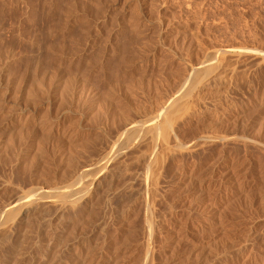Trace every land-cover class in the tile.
I'll list each match as a JSON object with an SVG mask.
<instances>
[{
	"label": "rangeland",
	"instance_id": "rangeland-1",
	"mask_svg": "<svg viewBox=\"0 0 264 264\" xmlns=\"http://www.w3.org/2000/svg\"><path fill=\"white\" fill-rule=\"evenodd\" d=\"M211 49L240 52L243 67L195 93L175 132L184 143L203 133L213 142L169 162L158 154L149 196L128 177L141 167L128 153L132 172L119 165L93 206L44 207L38 221L20 223L0 241V264H100L109 254L113 264H264V0H0V206L68 181L123 118L139 121L174 87L182 61ZM137 106L147 109L140 118Z\"/></svg>",
	"mask_w": 264,
	"mask_h": 264
},
{
	"label": "bare ground",
	"instance_id": "bare-ground-1",
	"mask_svg": "<svg viewBox=\"0 0 264 264\" xmlns=\"http://www.w3.org/2000/svg\"><path fill=\"white\" fill-rule=\"evenodd\" d=\"M58 8V7H57ZM133 15V14H132ZM129 20H130V18H129ZM96 21V20H95ZM168 23V22H167ZM133 24V23H132ZM123 25V24H122ZM136 25V24H135ZM167 25V24H166ZM134 26V25H133ZM131 27V26H130ZM166 27V26H165ZM127 28V27H126ZM101 30V29H100ZM99 30V31H100ZM82 31V30H81ZM103 34V33H102ZM105 34V33H104ZM135 34V33H134ZM103 36V35H102ZM105 36V35H104ZM82 37V36H81ZM173 38V37H172ZM142 39V38H141ZM125 40V39H124ZM131 40H132V38H131ZM143 40V39H142ZM148 40V39H147ZM126 41V40H125ZM127 42H128V40H127ZM160 42V41H159ZM182 42V41H181ZM79 43V42H78ZM150 43H151V41H150ZM155 43V42H154ZM131 46V45H130ZM164 46H166V45H164ZM142 47H143V45H142ZM80 50H82L81 48H80ZM135 50V49H134ZM143 50V49H142ZM89 51V50H88ZM138 51V50H137ZM136 51V52H137ZM161 51V50H160ZM169 51V50H168ZM175 51V50H174ZM196 51V50H195ZM202 51V50H201ZM238 51V50H237ZM239 51H241L240 49H239ZM255 51H257V50H255ZM72 52V51H71ZM113 52V51H112ZM121 52V51H120ZM130 52V51H129ZM207 52V51H206ZM205 52V53H206ZM244 52V51H243ZM245 52H246V50H245ZM258 52V51H257ZM111 53V52H110ZM126 53H127V51H126ZM150 53V52H149ZM164 53V52H163ZM204 53V57L200 60V61H197V59H196V61L194 60V62H191V61H189V63H185V65H184V62L182 61V63H181V67L180 68H182L183 67V70L182 69H180V70H182L181 72V75H179L177 78V81L174 83V87L172 86L171 88V90L170 91H168L163 97L161 96L160 98L158 97L157 99H158V101H157V99H156V101H157V103H155L154 104V107H153V109H151V111L149 110V111H147V112H149V113H146V114H144L143 112H146V110L147 109H143V110H145V111H142L141 110V108H139L138 106V110H139V112L141 113V111H142V113L144 114V117H142V118H140V116L141 115H143L142 113L141 114H139V112H138V114H136V115H139L138 117L140 118V120L138 121V120H136V121H133L134 120V118L133 119H129L128 120V118L131 116H127L128 118L126 119V118H123V123L124 124H122L121 123V125H123V127H121L120 128V123H119V125L120 126H118V128L120 129V132L118 133V132H116L117 130L119 131V129H117V130H115V133H118L115 137H114V133H112V134H114L113 135V139H111L112 138V135H111V137H110V140H106V143L103 145V148H102V144L100 145L99 144V146H101L100 148H102L101 150L100 149H96V151L97 150H99V152H96L97 154H94V158H92V154H91V152H90V154L92 155L91 157L88 155V153L89 152H87L86 154L89 156H86V157H88V160H87V163L85 164V165H83V166H81V168L78 170V171H76V170H73V172H75V173H73V176L72 175H70L69 173V177L71 176V178H69V180L68 181H66L65 182V179H64V182L62 181L61 183H62V185L61 184H59V186L57 185H55V187H49V188H47L46 190H44V189H42V188H40V190L37 192V194L36 195H23V194H21V196H18V197H12L13 198V200H12V198L10 199V197L8 196V199L10 200H8V202H6L5 203V201H3L2 202V206H0V241H2V240H5L3 243H2V245L3 244H6L7 242L6 241H8V239L10 240L11 238V236L13 235V232H14V230L17 228V226H19V224L21 223L22 225H23V223L22 222H25L27 219H29L30 221H34V220H32L31 219V217H35L36 216V214H37V216H36V218L38 217V214L40 213L41 214V210H42V208L44 209V207H50V208H52L53 210H55V212L57 213V214H59L60 212L63 214V211L65 212V211H67V210H69V212H71V211H73L74 209L76 210L78 207H84V206H87V204H89L90 202H91V200L93 199V197L97 194V191L98 190H100L101 188H104L105 187V189H106V191H108L109 189H111L110 187H111V185H112V176H115L114 177V179L117 177L116 175H118V171H117V169L120 171V169L121 168H123V166H125V164H123V159H124V157L129 153H135L136 154V157H134L133 155H131L130 154V156H131V159L132 158H134V162H133V164L134 163H136L137 164V162H138V166H139V164H141V167L140 168H137L136 170H135V167H134V170H133V166H132V170L134 171V172H132V170H130V168H127L126 166H125V170H124V174H128V172H126L125 173V171L127 170V169H129L128 171H129V173L130 172H132V173H130V175L128 176L129 177V179L130 180H132V179H135V181L137 180L138 181V190L136 191V192H138V193H145V194H148V192L151 190V189H153V188H155L154 187V185L155 184H153V182L152 181H150V176H152L153 177V173L152 174H150L151 172L149 171V170H151V169H154L153 167H155L153 164L154 163H157V162H154L159 156H158V154L161 156V157H163V156H165V157H163L164 158V160H166L165 158L167 157V160H168V158H171L170 160L172 161V158L173 157H175V153H176V155H177V153H179V152H176V151H180L181 149H182V151L184 150V152H185V150H186V152L188 151V153H189V151L192 149L193 150V148L194 147H196V146H198V144H200V145H202V143H205V144H207L206 142H210V141H212L213 139H214V136H213V138L212 137H210V135H201V136H199V137H197V138H193L192 140L193 141H189V142H181V139L179 140L178 138V140L180 141V142H178L177 141V139H176V132H175V122L177 121V119L184 113V111H185V113L187 112L186 110H188V108H187V106H189L190 105V103L192 104V102L194 103V100L196 99V95L198 94V93H202V92H206V90H208V88L209 87H211L212 85H213V83H215V81L218 79H220L221 77V75L220 74H228V72L230 73V74H232L233 72H235V69L233 68L234 67V64L235 63H237L238 64V62L239 61H243V59L242 60H240V57L242 56L241 54H240V52H236V51H234L233 49L232 50H209V52H207L206 54ZM261 53V52H260ZM157 54V53H156ZM174 54V53H173ZM194 54V53H193ZM201 54V53H200ZM244 54H246V53H244ZM243 54V55H244ZM52 55V54H51ZM70 55H71V53H70ZM120 55H121V53H120ZM119 55V56H120ZM95 56V55H94ZM160 56V55H159ZM168 56V55H167ZM174 56V55H173ZM203 56V55H202ZM245 56V55H244ZM249 56V55H248ZM261 56V55H260ZM133 57V56H132ZM148 57V56H147ZM163 57H165V56H163ZM182 57V56H181ZM201 57V56H200ZM200 57H199V59H200ZM247 57V56H246ZM245 57V58H246ZM121 58V57H120ZM168 58V57H167ZM188 58V57H187ZM243 58V57H242ZM254 58V57H253ZM130 59V58H129ZM251 59V58H250ZM142 60V59H141ZM160 60V59H159ZM164 60V59H163ZM192 60V59H191ZM192 60V61H193ZM247 60H249V57H248V59ZM254 60V59H253ZM253 60H251V61H253ZM263 60V59H262ZM124 61V60H123ZM180 61V60H179ZM153 62V61H152ZM185 62H187V61H185ZM256 62V61H255ZM77 63V62H76ZM92 63V62H91ZM145 63V62H144ZM163 63V62H162ZM167 63V62H166ZM249 62H247V64H248ZM252 63V62H251ZM180 64V63H179ZM233 64V65H232ZM239 64H240V62H239ZM241 64H242V62H241ZM241 64H240V66H241ZM244 64V63H243ZM243 64H242V67H243ZM255 64V63H254ZM129 65V64H128ZM159 65V64H158ZM177 65H178V63H177ZM183 65V66H182ZM252 65V64H251ZM255 65H257V63L255 64ZM263 65V64H262ZM94 66V65H93ZM116 66V65H115ZM180 66V65H179ZM178 66V67H179ZM233 66V67H232ZM235 66H236V64H235ZM239 66V65H238ZM154 67V66H153ZM175 67V66H174ZM257 67V66H256ZM81 68V67H80ZM111 68V67H110ZM138 68H139V66H138ZM236 68V67H235ZM240 68V67H239ZM238 68V69H239ZM246 68V67H245ZM244 68V69H245ZM252 68H253V66H252ZM86 69V68H85ZM124 69V68H123ZM139 69H141V68H139ZM237 69V68H236ZM142 70V69H141ZM160 70V69H159ZM248 70V69H247ZM167 71V70H166ZM228 71V72H227ZM100 72V71H99ZM106 72H107V70H106ZM223 72V73H222ZM226 72V73H225ZM236 72H239V71H236ZM142 73V72H141ZM161 73V72H160ZM169 73V72H168ZM179 74H180V72H178ZM241 73V72H240ZM115 74V73H114ZM145 74V73H144ZM159 74V73H158ZM162 74V73H161ZM163 74H164V72H163ZM230 74H229V76H230ZM233 74H235V73H233ZM237 74V73H236ZM121 75V74H120ZM142 75V74H141ZM172 75V74H171ZM220 75V76H219ZM222 75V76H223ZM138 76H140V75H138ZM158 77L159 75H155V77ZM161 76V75H160ZM175 76V75H174ZM232 76H234V75H232ZM239 76V75H238ZM241 76H242V74H241ZM131 77V76H130ZM164 77H166V76H164ZM169 77H171V76H169ZM217 77H219V78H217ZM228 77V76H227ZM142 78V77H141ZM145 78V77H144ZM161 78V77H160ZM167 78H168V76H167ZM173 78H175V77H173ZM231 78V77H230ZM163 79V78H162ZM166 79V78H165ZM172 79V78H171ZM171 79H170V81H171ZM176 79V78H175ZM216 79V80H215ZM66 80V79H65ZM141 79H139V81H140ZM149 80V79H148ZM167 80V79H166ZM217 80V81H218ZM224 80H225V78H224ZM231 80V79H230ZM60 81V80H59ZM74 81V80H73ZM116 81V80H115ZM159 81V80H158ZM157 81V82H158ZM161 81V80H160ZM168 81V80H167ZM167 81H164V82H167ZM173 81H175V80H173ZM220 81V80H219ZM225 81H227V80H225ZM237 81V80H236ZM82 82H84V81H82ZM87 82V81H86ZM138 82V81H137ZM155 82V81H154ZM163 81H161V83H162ZM79 83V82H78ZM128 83V82H127ZM127 83H126V86H127ZM133 83V82H132ZM139 83V82H138ZM146 83H149V82H146ZM108 84V83H107ZM139 84H141V83H139ZM152 84V83H151ZM150 84V85H151ZM168 84V83H167ZM224 84H225V82H224ZM235 84V83H234ZM64 85H65V83H64ZM116 85V84H115ZM136 85V84H135ZM155 85H156V83H155ZM159 85V84H158ZM157 85V86H158ZM214 85H216V84H214ZM218 85V84H217ZM111 86H113V85H111ZM125 86V85H124ZM132 86V85H131ZM141 86V85H140ZM160 86V85H159ZM165 85H163V87H164ZM223 86V85H222ZM61 87V86H60ZM87 87V86H86ZM107 87V86H106ZM129 87V86H128ZM124 87V88H126V89H128V90H130L131 89V87ZM136 87V86H135ZM142 87H144V86H142ZM154 87V86H153ZM168 87V86H167ZM218 87V89H220L219 88V86H217ZM145 88V87H144ZM148 88H150L148 85H147V89ZM155 88V87H154ZM166 88V87H165ZM110 89H111V87H110ZM136 89H137V87H136ZM140 89H142V88H140ZM211 89V88H210ZM210 89H209V91H210ZM217 88H215V90H216ZM61 90V89H60ZM65 90V89H64ZM107 90V89H106ZM114 90V89H113ZM125 90V89H124ZM132 90V89H131ZM145 90V89H144ZM143 90V91H144ZM165 90V89H164ZM163 90V91H164ZM61 91H63V90H61ZM60 91V92H61ZM68 91V90H67ZM85 91V90H84ZM103 91V90H102ZM146 91V90H145ZM218 91V90H217ZM34 92V91H33ZM54 92V91H53ZM81 92H82V90H81ZM113 92V91H112ZM135 93H136V91H134ZM149 92V91H148ZM63 93V92H62ZM88 93V92H87ZM94 93V92H93ZM107 93V92H106ZM129 93V92H128ZM131 93V92H130ZM135 93H133V94H135ZM142 93H144V92H142ZM195 93H197V94H195ZM29 94V93H28ZM34 94V93H33ZM32 94V95H33ZM71 94V93H70ZM104 94V93H103ZM125 94H126V92H125ZM138 94H140V93H138ZM145 94V93H144ZM147 94V93H146ZM153 94V93H152ZM128 95V94H127ZM126 95V96H127ZM132 95V94H131ZM193 95H195L194 97H193ZM208 95V94H207ZM29 96L31 97V94H29ZM61 96V95H60ZM85 96V95H84ZM90 96V95H89ZM109 96V95H108ZM159 96V95H158ZM69 97V96H68ZM140 97L141 96H139V99H140ZM142 97H143V95H142ZM145 97H146V95H145ZM148 97V96H147ZM154 97H155V94H154ZM64 98V97H63ZM94 98V97H93ZM98 98V97H97ZM108 98V97H107ZM132 98V97H131ZM136 98V97H135ZM102 99H104V98H102ZM110 99V98H109ZM128 99V98H127ZM145 99V98H144ZM151 99V98H150ZM152 99H153V96H152ZM154 99V100H155ZM194 99V100H193ZM133 100V99H132ZM131 100V101H132ZM149 100V99H148ZM60 101V100H59ZM135 101H137V100H135ZM140 101H141V99H140ZM143 101V100H142ZM63 102V101H62ZM66 102V101H65ZM86 103V102H85ZM102 103V102H101ZM103 103H104V101H103ZM102 103V104H103ZM107 103V102H106ZM141 103V102H140ZM139 103V104H140ZM149 103V102H148ZM81 104V103H80ZM125 104V103H124ZM142 104V103H141ZM147 104V103H146ZM195 104V103H194ZM75 105V104H74ZM104 105H105V103H104ZM107 105V104H106ZM135 105H137V104H135ZM204 105V104H203ZM76 106H77V104H76ZM146 106V105H145ZM144 106V107H145ZM149 106H151V104L149 105ZM72 107V106H71ZM103 107V106H102ZM123 107V106H122ZM130 107V106H129ZM189 107H191V105L189 106ZM192 107H193V105H192ZM191 107V108H192ZM80 108V107H79ZM100 108V107H99ZM98 108V109H99ZM148 108V107H147ZM190 108V109H191ZM92 109V108H91ZM107 109V108H106ZM109 109V108H108ZM124 109V108H123ZM122 109V110H123ZM132 109H133V107H132ZM193 109V108H192ZM198 109V108H197ZM97 110V109H96ZM102 110H105V109H102ZM129 110V109H128ZM127 110V111H128ZM135 110H137V108L135 109ZM134 110V111H135ZM141 110V111H140ZM12 111V110H11ZM99 111H101V110H99ZM133 111V110H132ZM134 111H133V113H134ZM103 113H104V111H102ZM101 112V113H102ZM107 112V111H106ZM116 112V111H115ZM114 112V113H115ZM120 112H122V111H120ZM129 112V111H128ZM127 112V113H128ZM189 112V111H188ZM5 113V112H4ZM56 113V112H55ZM83 113V112H82ZM97 113V112H96ZM113 113V112H112ZM111 113V114H112ZM123 113V112H122ZM122 113H121V115L120 116H122ZM124 113H125V111H124ZM132 113V112H131ZM132 113V114H133ZM136 113V112H135ZM7 114V113H6ZM117 114H120V113H118L117 112ZM117 114H115V115H117ZM187 114V113H186ZM194 114V113H193ZM3 115V114H2ZM104 115H106V114H104ZM103 115V116H104ZM110 115V114H109ZM108 115V116H109ZM113 115V114H112ZM124 115V114H123ZM127 115V114H126ZM136 115H134V117L136 116ZM188 115V114H187ZM57 116V115H56ZM88 117V116H87ZM97 117V116H96ZM107 117V116H106ZM113 117H115V116H113ZM113 117H111V119L113 118ZM116 117H118V115L116 116ZM125 117V116H124ZM183 117V116H182ZM187 117V116H186ZM58 118V117H57ZM93 118V117H92ZM99 118V117H98ZM104 118V117H103ZM136 118V117H135ZM50 119V118H49ZM107 119V118H106ZM109 119H110V116H109ZM110 119V120H111ZM116 119V118H115ZM127 120V121H125V120ZM100 120V119H99ZM103 120V119H102ZM179 120L181 121L182 119L181 118H179ZM44 121V120H43ZM91 121V120H90ZM95 121V120H94ZM113 121V120H112ZM115 121V120H114ZM130 121V122H129ZM183 121V120H182ZM182 121H181V123H182ZM72 122V121H71ZM106 122V121H105ZM118 122V121H117ZM127 122V123H126ZM109 123V122H108ZM207 123V122H206ZM95 124V123H94ZM99 124V123H98ZM104 124V123H103ZM208 124V123H207ZM92 125V124H91ZM198 125V124H197ZM89 126V125H88ZM100 126V125H99ZM98 126V127H99ZM177 126V125H176ZM30 127V126H29ZM102 127V126H101ZM100 127V128H101ZM110 127V126H109ZM115 127V126H114ZM178 127V126H177ZM64 128V127H63ZM99 128V129H100ZM104 129V128H103ZM112 129V128H111ZM204 129V128H203ZM48 130V129H47ZM91 130V129H90ZM177 130V129H176ZM179 130V129H178ZM189 130V129H188ZM22 131V130H21ZM31 131V130H30ZM210 131V130H209ZM18 132V131H17ZM66 132V131H65ZM104 132V131H103ZM182 132V131H181ZM100 133V132H99ZM231 133V132H230ZM22 135V134H21ZM180 135V134H179ZM213 135H215V134H213ZM39 136V135H38ZM58 136V135H57ZM95 136V135H94ZM42 137V136H41ZM181 137V136H180ZM219 137V136H218ZM10 138V137H9ZM51 138V137H50ZM97 138V137H96ZM37 139H39V138H37ZM43 138H41V140H42ZM56 139V138H55ZM98 139V138H97ZM97 139H95V140H97ZM106 139V138H105ZM183 139V138H182ZM220 140L222 139V137H220L219 138ZM236 139V138H235ZM9 140V139H8ZM40 140V139H39ZM93 140V139H92ZM95 140H94V142H95ZM99 140V139H98ZM216 141H217V139H215ZM10 141V140H9ZM46 141V140H45ZM55 141V140H54ZM88 141V140H87ZM100 141V140H99ZM101 141H104V139L103 140H101ZM27 142V141H26ZM59 142V141H58ZM80 142V141H79ZM92 143V141L90 142V143H92V145L94 144H96V143ZM213 142V141H212ZM211 142V143H212ZM223 142V141H222ZM12 143V142H11ZM38 143V142H37ZM54 143V142H53ZM73 143V142H72ZM77 143V142H76ZM217 143V142H216ZM81 144V143H80ZM83 144H84V142L82 143V147H83ZM7 145V144H6ZM5 145V146H6ZM15 145V144H14ZM78 146H79V144H77ZM85 145H87V142H86V144ZM213 145V144H212ZM96 146H98V145H96ZM96 146H95V148H96ZM4 147V146H3ZM75 147V146H74ZM81 147V146H80ZM89 147V145L87 146V147H85L84 146V148H88ZM92 146L90 145V147L88 148L89 149V151L91 150L90 148H91ZM144 147H146V148H144ZM221 147V146H220ZM42 148V147H41ZM92 148H94V147H92ZM260 148H261V146H260ZM4 149V148H3ZM73 150V149H72ZM71 150V151H72ZM75 150V149H74ZM93 151L95 150V149H92ZM3 151V150H2ZM38 151V150H37ZM70 151V152H71ZM182 151H180V152H182ZM69 152V153H70ZM81 152V151H80ZM80 152L79 153H77V154H80ZM84 152V151H83ZM82 152V153H83ZM162 153H165L164 155L162 154ZM187 153V154H188ZM193 153V152H192ZM16 154V153H15ZM39 154V153H38ZM72 154H74L73 152H72ZM76 154V153H75ZM163 156H162V155ZM182 154V153H181ZM27 155V154H26ZM63 155V154H62ZM39 156V155H38ZM69 156V155H68ZM71 156V155H70ZM76 156V155H75ZM74 156V157H75ZM129 156V157H130ZM133 156V157H132ZM158 156V157H157ZM126 157H128V156H126ZM128 157V158H129ZM157 157V158H156ZM161 157H160V159H161ZM91 160H90V159ZM123 158V159H122ZM127 158V160H126V164H128L127 162L128 161H131V160H129ZM162 158V159H163ZM64 159V158H63ZM126 159V158H125ZM135 159H137V161L135 160ZM159 159V158H158ZM157 159V160H158ZM159 159V160H160ZM67 160V159H66ZM71 160H72V158H71ZM122 160V161H121ZM156 160V161H157ZM26 161V160H25ZM77 161V160H76ZM136 161V162H135ZM180 161V160H179ZM68 162V161H67ZM89 162V163H88ZM132 162V161H131ZM162 162H163V160H162ZM167 162H169V160L167 161ZM69 163V162H68ZM78 163V162H77ZM121 163V164H120ZM125 163V162H124ZM130 163V162H129ZM158 163H160V164H162L161 162H158ZM157 163V164H158ZM67 164V163H66ZM80 164H82V163H80ZM84 164V163H83ZM132 164V165H133ZM169 164H171V163H169ZM8 165V164H7ZM119 165H121L120 167H119ZM129 165V164H128ZM151 165H153V167L151 166ZM212 165V164H211ZM60 166V165H59ZM71 166V165H70ZM73 166V165H72ZM169 166V165H168ZM150 167H152L151 169H150ZM175 167V166H174ZM120 168V169H119ZM156 170H158V169H156ZM3 171H4V169H3ZM72 171V170H71ZM116 171L118 172V173H116ZM123 171V170H122ZM122 171L120 172L121 174H123L122 173ZM151 171H153V170H151ZM168 171V170H167ZM154 172V171H153ZM175 172V171H174ZM24 173V172H23ZM116 173V174H115ZM8 174V173H7ZM19 174V173H18ZM156 174H158V172L156 173ZM10 175V174H9ZM123 176H125V175H122V177H121V180H123L122 178H123ZM157 176H159V175H157ZM65 177V176H64ZM67 177V176H66ZM118 177H119V175H118ZM127 177V178H128ZM127 178H125L126 180H127ZM155 178H156V176H155ZM5 179V178H4ZM9 179V178H8ZM26 179V178H25ZM67 179H68V177H67ZM120 179V178H119ZM128 179V180H129ZM154 178H151V180H153ZM21 180V179H20ZM125 180V181H126ZM132 181H134V180H132ZM136 181V182H137ZM154 181V183H155V180H153ZM9 182H10V180H9ZM121 182V181H120ZM127 182V181H126ZM126 182L125 183H123L124 185L126 184ZM64 183V184H63ZM19 184V183H18ZM17 184V185H18ZM121 184V183H120ZM122 184V185H123ZM128 185L129 184H131V183H127ZM127 184H126V186H127ZM135 184V183H134ZM117 185H119V183L117 184ZM200 185V184H199ZM130 186V185H129ZM23 187V186H22ZM115 188H116V186H114ZM128 187V186H127ZM29 188V187H28ZM33 189H35L34 187H32ZM39 188V187H38ZM37 187H36V191H37V189H38ZM125 188V187H124ZM134 188V187H133ZM136 188V187H135ZM17 189V188H16ZM108 189V190H107ZM156 189V188H155ZM154 189V190H155ZM2 190V189H1ZM18 190V189H17ZM101 191H105L104 189L102 190H100V192ZM112 191V190H111ZM132 191V190H131ZM134 191V190H133ZM29 192V191H28ZM34 192V191H33ZM99 192V191H98ZM123 192V191H122ZM130 192V191H129ZM155 192V191H154ZM21 193V192H20ZM137 193V194H138ZM152 193V192H151ZM8 194V193H7ZM14 194V193H13ZM16 194H17V192H16ZM100 194V193H99ZM98 194V195H99ZM128 194V193H127ZM101 195V194H100ZM105 195V194H104ZM117 195V194H116ZM134 195V194H133ZM150 194H148V196H149ZM154 195V194H153ZM15 196V195H14ZM139 196H140V194H139ZM138 196V197H139ZM142 196V195H141ZM147 196V197H148ZM96 197H97V195H96ZM134 197V196H133ZM144 197H146V195L144 196ZM146 197V198H147ZM151 197V196H150ZM5 198V197H4ZM7 198V197H6ZM5 198V199H6ZM98 198H101V197H98ZM141 198V197H140ZM145 198V199H146ZM149 198V197H148ZM3 199V198H2ZM134 199V198H133ZM127 200V199H126ZM141 200H142V198H141ZM148 200V199H147ZM151 200V199H150ZM6 201H7V199H6ZM94 200H92V202H93ZM108 201V200H107ZM154 201V200H153ZM109 202V201H108ZM141 202V201H140ZM139 202V203H140ZM145 202V201H144ZM147 202V201H146ZM145 202V203H146ZM151 202V201H150ZM150 202H148V203H150ZM144 203V204H145ZM91 204V203H90ZM95 204V203H94ZM127 204V203H126ZM131 204V203H130ZM90 206H93L92 204L90 205ZM129 206V205H128ZM147 206V205H146ZM125 207V206H124ZM123 207V208H124ZM140 207V206H139ZM90 207H88V209H89ZM122 208V207H121ZM146 208V207H145ZM46 210V209H45ZM48 210V209H47ZM71 210V211H70ZM81 210V209H80ZM91 210V209H90ZM128 210V209H127ZM134 210V209H133ZM142 210V209H141ZM145 210H147V208L145 209ZM152 211V213H153V209H151ZM43 211V210H42ZM50 211V210H49ZM121 211H123V210H121ZM144 211V210H143ZM68 212V211H67ZM81 212H82V210H81ZM43 213H44V211H43ZM54 213V212H53ZM89 213V212H88ZM134 213V212H133ZM46 214V213H45ZM51 214H52V212H51ZM51 214H50V216H51ZM149 214V213H148ZM66 215V214H65ZM121 215V214H120ZM44 216V215H43ZM90 216V215H89ZM134 216V215H133ZM148 216V215H147ZM39 217H40V215H39ZM48 217V216H47ZM61 216H59V218H60ZM36 218H34V219H36ZM59 218L57 219V220H59ZM118 218V217H117ZM148 218V217H147ZM150 218V217H149ZM40 219V218H39ZM63 219V218H62ZM28 221V220H27ZM36 221H38V220H35L34 222H36ZM46 221V220H45ZM44 221V222H45ZM66 221V220H65ZM59 222H60V220H59ZM145 222V221H144ZM28 223H30V222H28ZM27 223V224H28ZM57 223H58V221H57ZM62 223V222H61ZM154 223V222H153ZM26 224V223H25ZM24 224V225H25ZM56 224V223H55ZM66 224V223H65ZM29 225V224H28ZM59 225H60V223H59ZM148 225V224H147ZM57 226V225H56ZM19 227H21V226H19ZM23 227V226H22ZM27 227V226H26ZM26 227H24V228H26ZM29 227V226H28ZM147 227V226H146ZM149 227V226H148ZM57 228V227H56ZM61 228V227H60ZM59 228V229H60ZM55 229V228H54ZM140 229V228H139ZM147 229H149V228H147ZM19 230V229H18ZM18 230H16V231H18ZM52 230H53V228H52ZM51 230V231H52ZM56 230V229H55ZM58 230V229H57ZM145 230H146V228H145ZM28 231V230H27ZM26 231V232H27ZM20 232V231H19ZM73 232V231H72ZM15 233V232H14ZM144 233V232H143ZM146 233V232H145ZM148 233V232H147ZM16 234V233H15ZM15 234L13 235V236H15ZM67 234V233H66ZM125 234V233H124ZM56 235V234H55ZM147 235V234H146ZM53 236V235H52ZM66 236V235H65ZM64 236V237H65ZM13 238V237H12ZM144 238V237H143ZM62 239V238H61ZM11 241V240H10ZM9 241V243H11ZM86 241V240H85ZM6 242V243H5ZM22 242V241H21ZM1 243V242H0ZM85 243V242H84ZM87 243V242H86ZM121 243V242H120ZM131 243V242H130ZM13 244V243H12ZM16 244H18V243H16ZM42 244V243H41ZM88 244V243H87ZM125 244V243H124ZM7 245V244H6ZM43 245V244H42ZM61 246V245H60ZM84 246V245H83ZM88 246V245H87ZM2 247V246H1ZM9 247V246H8ZM92 247V246H91ZM94 248V247H93ZM18 249V248H17ZM85 249H87V248H85ZM90 249V252L92 251V250H94V249H92L91 250V248H89ZM96 249V248H95ZM115 249V248H114ZM153 249V248H152ZM6 250V249H5ZM89 251V250H88ZM20 252V251H19ZM64 253V252H63ZM92 253V252H91ZM6 255H7V253H6ZM6 255H4V256H6ZM18 255V254H17ZM152 255V254H151ZM2 256V255H1ZM3 256V257H4ZM78 256L80 257V255L78 254ZM99 257H101L102 258V256H99ZM99 257H98V259H99ZM104 257V256H103ZM16 258V257H15ZM150 258V257H149ZM78 259V258H77ZM83 259V258H82ZM105 259V258H104ZM103 259V260H104ZM115 259V258H114ZM113 259V256H112V254L110 255H108V257H106V259H105V264H110L111 263V261L112 260H114ZM5 260H6V258H5ZM102 260V261H103ZM116 260V259H115ZM117 260H120V259H117ZM142 260H144V259H142ZM146 260H147V257H146ZM96 261H97V259H96ZM101 261V263L102 264H104V262H102ZM90 262V261H89ZM93 263H94V261H92ZM113 262H116V261H113ZM113 262L111 263V264H113ZM139 262H141V261H139ZM150 262V261H149ZM100 263V264H101ZM117 263V262H116ZM151 263V262H150ZM9 264V263H8Z\"/></svg>",
	"mask_w": 264,
	"mask_h": 264
}]
</instances>
